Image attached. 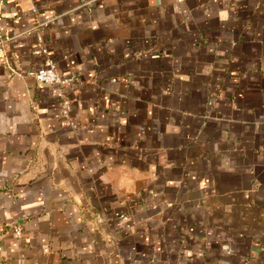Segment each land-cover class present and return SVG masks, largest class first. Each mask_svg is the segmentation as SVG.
<instances>
[{"label": "crops", "instance_id": "obj_1", "mask_svg": "<svg viewBox=\"0 0 264 264\" xmlns=\"http://www.w3.org/2000/svg\"><path fill=\"white\" fill-rule=\"evenodd\" d=\"M0 31V264H264V0H0Z\"/></svg>", "mask_w": 264, "mask_h": 264}, {"label": "built area", "instance_id": "obj_2", "mask_svg": "<svg viewBox=\"0 0 264 264\" xmlns=\"http://www.w3.org/2000/svg\"><path fill=\"white\" fill-rule=\"evenodd\" d=\"M36 11V10H35ZM4 49V40L0 31V53ZM47 50L44 49V52ZM39 83L54 84L58 86L57 95L62 102V112L64 116L69 114V101L65 95V89L75 81V76L70 74H63L57 70L56 64L53 59H49L47 65L32 73ZM15 233L21 235L22 231L19 227L15 228ZM2 246L0 245V252Z\"/></svg>", "mask_w": 264, "mask_h": 264}]
</instances>
